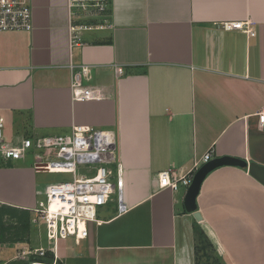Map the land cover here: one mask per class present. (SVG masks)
I'll list each match as a JSON object with an SVG mask.
<instances>
[{
    "label": "crops",
    "instance_id": "0c3cea01",
    "mask_svg": "<svg viewBox=\"0 0 264 264\" xmlns=\"http://www.w3.org/2000/svg\"><path fill=\"white\" fill-rule=\"evenodd\" d=\"M70 2L31 0L32 31L0 33L3 136H63L74 125L112 131L128 211L119 215L115 200L98 208L85 240L59 242L55 264H264V187L246 170L221 167L205 178L200 220L185 209L184 187L172 192L157 181L206 153L264 166V0H110L102 15ZM235 21H251L255 36L217 26ZM81 24L105 27L73 46L70 27ZM82 65L90 69L83 86L101 100H71ZM36 156L0 159V217L25 220L16 254L43 248L29 210L51 183L31 169ZM23 260L53 263L50 253Z\"/></svg>",
    "mask_w": 264,
    "mask_h": 264
},
{
    "label": "built area",
    "instance_id": "2783aa9c",
    "mask_svg": "<svg viewBox=\"0 0 264 264\" xmlns=\"http://www.w3.org/2000/svg\"><path fill=\"white\" fill-rule=\"evenodd\" d=\"M110 0H71V8L84 11L93 10L96 15L105 14ZM224 31H240L248 37H254L251 21L222 22L217 25ZM105 26L92 27L75 25L70 27L71 45L80 44V34L102 29ZM31 0H0V33H30L32 31ZM122 73L121 67H115V74ZM90 69L82 65L73 73L70 85L73 102L99 101L101 92L96 88L83 86L82 81L89 80ZM259 122L264 127V111L259 114ZM4 121L0 117V159L15 162L23 159L31 149L45 150L49 160L36 156L31 164L35 173L70 175L71 180L51 183L43 190L44 200L29 210L33 214L32 224L44 223L46 248L33 251L21 250V256L44 257L50 253L55 264L58 259L59 242L72 240L76 245L88 236V224L97 222L96 210L115 200L117 212L122 215L128 211L123 199V170L116 154V141L112 131L91 126L74 125L70 133L63 136H47L36 139H20L9 143L3 136ZM50 153V155L48 154ZM211 158L206 153L201 160L194 161L185 172L175 174L165 171L158 174L160 189L178 191L190 186L194 173ZM94 166L92 175H79L78 167ZM115 196L113 198L112 196ZM34 264V263H32Z\"/></svg>",
    "mask_w": 264,
    "mask_h": 264
},
{
    "label": "rangeland",
    "instance_id": "374dc122",
    "mask_svg": "<svg viewBox=\"0 0 264 264\" xmlns=\"http://www.w3.org/2000/svg\"><path fill=\"white\" fill-rule=\"evenodd\" d=\"M31 150L35 151L38 154H43V156L46 155L45 150H36V149H31ZM44 160H49V158L46 156ZM94 169H95L94 166H90V167L80 166L78 167V174L89 176L94 173ZM42 178L45 179V181H47L48 183L71 180L70 175H59V174H53V175L44 174ZM112 197L115 198L114 195ZM44 198L45 197L43 194L41 195V197H39L40 200H44ZM24 222L25 220L19 216L9 215L5 220L2 219V217H0V264H5V262L10 259H17V261L13 262V264H24L23 262L24 257L22 258L21 254L19 253L16 254V246H15V243L23 242L19 229L24 224ZM30 233H31V237L35 239L34 241H38L41 247L43 248L47 247V242L45 238V228L43 222H41L40 228L38 230L37 229L32 230ZM3 243H6V245H4ZM30 245L31 247L35 246V244L30 243L26 247L30 248L29 247Z\"/></svg>",
    "mask_w": 264,
    "mask_h": 264
},
{
    "label": "water",
    "instance_id": "95a60500",
    "mask_svg": "<svg viewBox=\"0 0 264 264\" xmlns=\"http://www.w3.org/2000/svg\"><path fill=\"white\" fill-rule=\"evenodd\" d=\"M221 167H235L246 170L247 173L264 187V166L253 162H246L245 160L233 157H219L208 161L201 165V167L194 173L192 182L187 188L184 196V206L187 212L195 213L197 220H200V215L196 209V199L199 194L201 185L205 178L217 168Z\"/></svg>",
    "mask_w": 264,
    "mask_h": 264
},
{
    "label": "trees",
    "instance_id": "16d2710c",
    "mask_svg": "<svg viewBox=\"0 0 264 264\" xmlns=\"http://www.w3.org/2000/svg\"><path fill=\"white\" fill-rule=\"evenodd\" d=\"M195 238L198 243L202 244L205 247V250H210L211 245L207 239V237L203 234L200 228L196 227L195 228ZM52 262V260L50 261ZM51 264V263H49Z\"/></svg>",
    "mask_w": 264,
    "mask_h": 264
}]
</instances>
